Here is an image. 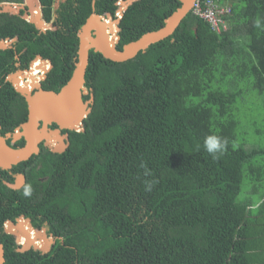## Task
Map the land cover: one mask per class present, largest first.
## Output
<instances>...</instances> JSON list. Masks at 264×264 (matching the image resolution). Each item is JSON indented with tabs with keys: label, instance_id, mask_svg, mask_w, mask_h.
<instances>
[{
	"label": "trees",
	"instance_id": "1",
	"mask_svg": "<svg viewBox=\"0 0 264 264\" xmlns=\"http://www.w3.org/2000/svg\"><path fill=\"white\" fill-rule=\"evenodd\" d=\"M38 1L48 26L41 9L49 19L53 0ZM94 1V8L91 0L62 5L40 34L27 18L0 14V39L13 26L29 58L44 57L26 74L33 84L50 68L45 58L53 68L44 90L56 92L70 78L86 18L115 9L116 0ZM117 1L119 27V19L104 17L111 41L119 36L117 50L160 28L180 6L179 0ZM213 1L231 9L219 32L190 11L172 35L132 59L114 62L89 51L85 87L94 101L84 131H69L61 154L42 147L33 156L35 172L49 177L39 185L31 176L30 188L63 244L40 256L0 239L3 264H264V228L257 224L264 216V145L239 138L245 123H264L263 105L250 106L246 118L239 111L245 97H264V29L255 26L258 19L264 25V0ZM8 72L11 50H0V77ZM13 79L22 84L18 74ZM11 93L22 102L13 115ZM25 105L1 84L4 131L26 121ZM209 135L229 142L216 159L204 147ZM246 178L257 201L245 198L247 190L239 197Z\"/></svg>",
	"mask_w": 264,
	"mask_h": 264
},
{
	"label": "water",
	"instance_id": "2",
	"mask_svg": "<svg viewBox=\"0 0 264 264\" xmlns=\"http://www.w3.org/2000/svg\"><path fill=\"white\" fill-rule=\"evenodd\" d=\"M179 2L180 6L164 19L160 28L142 34L136 40L124 44L120 50H117L115 45L118 43L119 36L114 34V41L109 40V36L104 31L105 21H101L103 17L92 13L81 27L78 36L77 55L71 76L57 92L44 90L33 82L29 86L18 85L14 82L13 75H9L8 81L12 83L14 90L25 98L27 103V119L19 125L15 135V138L24 136L27 144L22 148L12 149L6 143V138L0 135V167L9 168L11 164H16L37 153L38 143L42 140H45V145L53 152L62 153L65 151L68 144L63 143L62 140L67 135H61V130L83 132V120L91 112V105L94 101L92 93L84 86L89 51L98 52L104 58L114 62H124L135 57L138 52H145L150 45L172 35L183 18L190 12L194 0H179ZM26 3L30 9H33L36 4L39 5L38 0H26ZM12 6L19 8L16 5ZM12 6L0 4V14L9 13L13 8ZM39 18V15L36 14L29 21L33 22L37 29L45 31L47 26ZM115 28L116 32L119 31L117 26ZM9 47L8 42L0 40V50ZM35 87L37 90L32 93ZM87 94L90 97L84 101L82 97ZM53 122L57 124L58 128L49 129V125ZM5 232L11 234L10 223L6 224ZM43 240L41 244L36 246L37 244L25 239L17 251L25 252L33 249L43 254L47 253L51 241ZM4 261L3 245L0 242V264H3Z\"/></svg>",
	"mask_w": 264,
	"mask_h": 264
},
{
	"label": "flooded vegetation",
	"instance_id": "3",
	"mask_svg": "<svg viewBox=\"0 0 264 264\" xmlns=\"http://www.w3.org/2000/svg\"><path fill=\"white\" fill-rule=\"evenodd\" d=\"M77 1L78 0H53L49 19L46 18L47 14L43 11V9H41V13L43 16L42 19H44L47 23L50 24L47 27L50 28L52 23L56 21L57 18L56 11L58 9H61L62 5H65L68 9L70 6L69 3H72V5L75 8L77 5ZM92 2L93 0H91V7L94 8ZM0 4L9 5V7H11L13 4H17L21 6V8L17 10V12L12 11L14 7L11 8L12 13L11 11L9 13H6L10 16H18V17L20 16L19 18L21 19L23 18L26 20V18L31 15V10L25 4V0H7L0 2ZM55 4L57 5V7H55ZM114 5H115V9L112 14L111 13L107 14L105 12L103 13V15L105 18L111 15L110 17L112 20L119 19V23L117 24V26L119 27L123 16L119 17L118 15L117 10L119 8V5L117 0L114 2ZM31 24H33V22H31ZM33 26L38 31V34L42 32L41 30L37 29L34 24ZM12 30H13V26H11V30L9 33L10 35L6 36L3 39H0L5 42H8L10 47L7 49L11 50V72H8L3 77L2 76L0 77V86L1 84L8 83L9 86L13 87L12 83H10L7 78L9 75H15V73L18 72H19L18 78H20V81L22 83L21 85L29 86V84L27 83H31L32 81L28 78L26 74L31 70V65L34 62V60L37 58L36 56H40V58L42 59H44V57L40 54H36L33 57L29 58L28 47L26 45H22L25 42V40L21 39L19 37L20 36L19 34L12 36L13 33ZM44 32H46V30ZM17 47H21V49L17 51ZM45 60L46 61L49 60L53 68V63L51 59L45 58ZM49 72L48 73L44 72V77L41 80H39V84L41 88H43V84L47 79ZM42 74H43L42 72L38 71L36 77L38 78V76L40 77V75ZM9 105L11 106V115H13L22 106V102L18 100L14 94L11 93V102L9 103ZM25 108L27 110V103L25 105ZM19 125L20 124L12 125L11 123V130L4 131V126L0 123V135L6 138L5 140L6 143L12 149L22 148L27 144V141L24 136L15 138V135L17 134L16 129L19 127ZM56 128H58V126L54 122L49 125V129H56ZM69 131H73V130L62 129L60 132L61 135H67V137H65L62 141L63 143H67L68 145H69ZM42 147L51 151V149L45 145V140H42L38 143L37 153L30 155L27 159L19 161L16 164H11V167L9 168L4 169L0 167V239L6 241L7 243H11V246L15 251H17V249L21 246V244H23L25 239L30 240L34 244H41L44 241L43 239L50 240L51 244L49 251L47 253L51 252L53 247L57 243L63 244L61 236L55 234L52 226L49 224L47 220V214L44 211L46 207L42 205L39 206V204H37L36 202L39 192L37 193L35 189L30 188L32 186L30 181H34V180L39 181L40 182L38 183L39 185H44V184L46 185L48 181L49 176L46 174L47 172L46 173L43 172L42 174H37L35 172V167H33L34 163L38 162L35 158H33V156H37L41 154L43 151ZM51 152L55 154H61L53 151ZM37 169L38 167H36V170ZM33 175L35 178H33L34 180H31V176ZM7 223L11 224V231H12L11 234L5 232V226ZM5 236H9V238H5ZM29 250H33V249H29ZM29 250L25 252H28ZM36 252H38L40 256L47 254V253L43 254L39 251Z\"/></svg>",
	"mask_w": 264,
	"mask_h": 264
},
{
	"label": "rangeland",
	"instance_id": "4",
	"mask_svg": "<svg viewBox=\"0 0 264 264\" xmlns=\"http://www.w3.org/2000/svg\"><path fill=\"white\" fill-rule=\"evenodd\" d=\"M36 10V7H34ZM37 11V10H36ZM32 12V11H31ZM18 73H15V75ZM256 105H263L264 106V97L263 96H247L239 105V111L243 118H246L250 113V106ZM239 138L242 143H247L248 146L254 145L253 147H261L264 145V123L259 118L255 123L250 120L249 122L245 123L239 132ZM252 147V148H253ZM248 179L246 178L242 184V191L239 197L243 196L244 192L247 190V194L245 198L249 197L252 201H257L258 197L255 194H251V191L248 190L250 184H247ZM261 228H264V216L259 217V222H257ZM264 244V241L261 242ZM263 250V249H262ZM264 255V253H262Z\"/></svg>",
	"mask_w": 264,
	"mask_h": 264
},
{
	"label": "built area",
	"instance_id": "5",
	"mask_svg": "<svg viewBox=\"0 0 264 264\" xmlns=\"http://www.w3.org/2000/svg\"><path fill=\"white\" fill-rule=\"evenodd\" d=\"M192 13L208 22L211 29L219 32L225 28L224 16L231 13L230 6L217 4L213 0H195Z\"/></svg>",
	"mask_w": 264,
	"mask_h": 264
},
{
	"label": "clouds",
	"instance_id": "6",
	"mask_svg": "<svg viewBox=\"0 0 264 264\" xmlns=\"http://www.w3.org/2000/svg\"><path fill=\"white\" fill-rule=\"evenodd\" d=\"M255 26L257 28L264 29V25H262L261 21L258 19L255 21ZM228 140L218 135H209L205 138L204 147L206 151L216 159L220 154H223L228 147ZM147 190H151V185H147Z\"/></svg>",
	"mask_w": 264,
	"mask_h": 264
},
{
	"label": "bare ground",
	"instance_id": "7",
	"mask_svg": "<svg viewBox=\"0 0 264 264\" xmlns=\"http://www.w3.org/2000/svg\"><path fill=\"white\" fill-rule=\"evenodd\" d=\"M93 2H94V0H93ZM194 2H195V0H194ZM194 2H193V4H194ZM25 4L27 5V3H26V0H25ZM28 6V5H27ZM57 6V5H56ZM193 6V5H192ZM35 7H36V10L33 8V9H30L32 12H31V15L29 16V17H27V19H28V21H29V19H33L35 16H36V14H38L39 15V17H40V10H39V8H40V5H38V4H36L35 5ZM94 10V9H93ZM190 11H192V8H191V10ZM92 13H95L94 11L92 12ZM91 13V14H92ZM90 14V15H91ZM96 14V13H95ZM98 15V14H97ZM228 15H230V14H228ZM228 15H226V16H224V25L226 26V23H227V21H226V17L228 16ZM99 16H101V15H99ZM196 16V15H195ZM101 17H103V16H101ZM198 17V16H197ZM101 21H104V17L103 18H101ZM44 23V22H43ZM208 23V22H207ZM209 24V23H208ZM46 25V24H45ZM210 26V25H209ZM211 28V27H210ZM105 33H106V35L107 36H109V40H112V37L110 36V34H108L109 33V30H108V25L105 23ZM79 40V39H78ZM37 58H39L40 60H43L42 58H40V56H37ZM36 58V59H37ZM35 61V60H34ZM44 61V60H43ZM49 61V60H48ZM50 62V61H49ZM51 63H50V68H49V70L51 69ZM48 70V71H49ZM47 71V72H48ZM19 73V72H18ZM14 77V75L12 76V78ZM43 77H44V75H43ZM42 77V78H43ZM85 78V77H84ZM38 83V85L40 86V84H39V81L37 82ZM84 86H85V84H84ZM27 88V87H26ZM86 88V87H85ZM43 89V88H42ZM33 90H37V87H35ZM33 90H32V93H33ZM55 92V91H54ZM57 92V91H56ZM87 95H89V94H87ZM93 95V94H92ZM83 96H86V95H83ZM90 97V96H89ZM89 97H88V99H89ZM83 98V97H82ZM87 99V100H88ZM94 99V98H93ZM84 100V99H83ZM84 101H86V100H84ZM14 139V138H13ZM27 235V234H26Z\"/></svg>",
	"mask_w": 264,
	"mask_h": 264
}]
</instances>
